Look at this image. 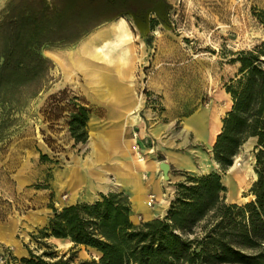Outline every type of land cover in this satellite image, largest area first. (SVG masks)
<instances>
[{"label":"rangeland","instance_id":"obj_1","mask_svg":"<svg viewBox=\"0 0 264 264\" xmlns=\"http://www.w3.org/2000/svg\"><path fill=\"white\" fill-rule=\"evenodd\" d=\"M155 1L147 10L120 13L91 32L125 19L128 39L122 43L115 37L104 43L105 52L117 50L115 57L95 59L83 54L81 44L91 33L75 45L43 49L44 55L53 58L52 53L66 51L80 55L84 62L94 60L95 67L110 75L114 96L111 101L93 100L79 64L74 66L77 84L66 81L64 71L56 64L41 84L42 91L24 99L17 126L0 144V236L9 243H0L1 264H21L31 252H55L74 264L99 258L95 250L76 245L70 238H56L49 230L51 219L65 207L93 204L112 193L97 189L99 198L88 199L100 173L88 160L92 131L102 138L97 139L95 160L110 170L115 169V160L130 164L138 172L136 180L146 199L150 201L151 195L155 198L149 211L164 204L165 214L148 220L143 211L134 209L131 193L121 192L131 202L130 219L137 226L163 219L177 199L179 185L187 183L190 176H202L172 162L168 171H163L161 164L168 161V156L187 162L190 168L199 166L200 159L209 165L210 173H218L226 187L222 193L225 204L242 206L247 203L243 197H249V202L255 200L251 189L258 179L257 139H250L251 146L244 144L235 156L242 158L239 169L231 170L232 166L222 170L214 159L212 114L216 106L226 105L225 94L233 99L230 90L239 89L240 81L245 80L242 58L264 48V23L260 18L264 0ZM7 2L0 0V13ZM121 50L131 55L124 67L126 76L119 72ZM38 86L29 92L33 95ZM81 106L89 110L85 142L77 141L70 129L73 112ZM197 113L205 115L202 139L193 131L187 135L182 132ZM138 155L144 158L145 166ZM245 163L252 166L257 178L251 173L242 183L240 176L248 173ZM73 192L77 193L74 202ZM163 199L168 202L163 203Z\"/></svg>","mask_w":264,"mask_h":264},{"label":"trees","instance_id":"obj_2","mask_svg":"<svg viewBox=\"0 0 264 264\" xmlns=\"http://www.w3.org/2000/svg\"><path fill=\"white\" fill-rule=\"evenodd\" d=\"M155 0H8L0 13V144L17 126L24 99L42 91L57 63L45 47L72 46L118 14L142 12ZM264 23V10L260 14ZM264 45V44H263ZM264 48L242 58L239 89L230 90L232 109L214 144L222 170L250 139H257L255 200L225 204L226 187L218 173L190 176L179 185L177 199L163 219L139 226L131 219V202L123 193L103 195L93 204L65 207L51 219L56 238L95 250L99 258L81 264H264ZM57 64V65H56ZM39 85L33 95L29 89ZM89 110L77 108L70 129L87 140ZM190 183V184H189ZM21 264H74L55 252L30 253Z\"/></svg>","mask_w":264,"mask_h":264},{"label":"bare ground","instance_id":"obj_3","mask_svg":"<svg viewBox=\"0 0 264 264\" xmlns=\"http://www.w3.org/2000/svg\"><path fill=\"white\" fill-rule=\"evenodd\" d=\"M128 36H129V33H128V30L126 27L125 19L119 18L117 21L112 23L110 28H101V29H98L95 32L91 33V35L88 37V39L83 41V43L81 44L80 50L82 51L83 54L93 55V57L95 59H98V58L102 59V58H104V56H108L109 58H112V56H114V57L117 56V50L116 49L114 50V48H113V50L110 49L107 52H105L104 51V43L107 42L108 40H111V38L113 39L115 37L119 38V40L122 41V43H123L128 39ZM52 55H54L55 58H53V57H51V58H53L55 60V62L58 64V66L64 71L66 81L74 82L75 84H77V82L75 80L74 66L76 64H79V66L84 71L85 76H86V81L88 82L89 96L93 100L98 101V102L103 101V100L111 101L113 99V96H114L113 93H114L115 89H114V84L112 82H110L111 77L106 72L95 67L94 66L95 65L94 60L88 59L84 62L83 59H80V55H77V54L70 55L66 51H62V52L58 51L56 53H52ZM118 57H119L120 62L122 63V66H120L119 72L121 74L123 73V75L126 76V73H125L126 69L124 67L128 65L129 61H131L130 60L131 55L128 54L127 50H125V51L121 50L118 53ZM128 76H130V75H128ZM225 96H226V105L216 106L213 110V114H212V144H215L218 135L222 133V129H223L222 118L231 109V107L233 105V100H232L231 96L229 94H225ZM172 124H173V122H172ZM190 131L195 132L198 138H200V139L204 138V134H205V115H204V113H197L190 120H188V122L186 123V125L182 129V132L187 135ZM99 138H101V134L98 133L97 131H92L90 138H89V141H88V145L91 148V156H89V158H88V160L90 161L89 163H90L91 167L96 168L100 172L97 184L95 186H91L90 190H91L92 194L88 195V199H90V200L98 199L99 198V195H98L99 191L104 192V193H106V192L120 193V192H123L124 190H127L129 188V183H127V181L120 176V173L117 170V168L114 167L115 168L114 170H110V169L106 168V166L103 167L100 163L97 162V160H95L94 157L97 154V148H96L97 139H99ZM104 140H105L106 144L109 142L107 138H105ZM251 143L248 142L245 144V146H247V148H249L251 146ZM200 154L203 157L205 156L204 153H202V152H200ZM168 157L170 159V156H168ZM138 161L141 163L145 162L144 158L141 155H138ZM241 161H242V158L240 156H238L235 159V162L233 165L234 167H232L233 169H231V170L239 169L241 167ZM245 162H247V161H245ZM115 163L118 164L119 166H121L125 170H131L130 166L127 165L126 163L122 162V161L118 160V161H115ZM145 165H146V163H143V166H145ZM244 168H247L248 173H245L244 175L240 176L239 179L242 183H245V181L248 177V174L252 173V175L254 177H256V175L253 174V171H252L253 168L251 165H247L245 163ZM191 170H193L194 172H197L199 170V167L193 165V166H191ZM112 173H113L114 177H111ZM251 182H253V181H251ZM65 186L62 185V187H65ZM246 186H248V185H246ZM97 189H98V192H97ZM170 189L173 193L174 192L173 187H170ZM242 191H244V189ZM76 194H77L76 192H73L72 200H71L72 202H74L76 200V196H77ZM238 194H239V192H238ZM137 198L139 200H143V202H145V203L148 202V205H150L149 200H147L146 198H144V199H141L139 197H137ZM243 198H244L245 202H249V197H243ZM253 198H254V196H253ZM162 202L167 203L168 200L163 199ZM145 217L147 219H149L150 215L146 214ZM39 222L40 221H38L37 223H39Z\"/></svg>","mask_w":264,"mask_h":264},{"label":"crops","instance_id":"obj_4","mask_svg":"<svg viewBox=\"0 0 264 264\" xmlns=\"http://www.w3.org/2000/svg\"><path fill=\"white\" fill-rule=\"evenodd\" d=\"M115 161H118V160H115ZM120 161H121V159H120ZM202 161L203 160L200 159V165L198 163L199 170L197 172H194L193 170H191L190 167L186 166L188 164L187 162L184 163L183 160L181 161V160H178V159H176L174 161L173 159H169V158H168V161L167 162H164L163 164H161V169L163 171H168V168H170L169 162H172V163L176 164L177 166L185 167L186 170H188L191 173H196V174H200V175H204V174L210 173L209 165H207V164L204 165L202 163ZM194 164H195V162H194ZM115 165H116L115 168H117V170L119 171L120 176L123 179H125L127 181V183H129V188L127 190H124L123 192H130L131 193L129 195H132L131 197H133V200L135 201V204H133L134 205V209H140L141 211H143L144 215H146V214L147 215H150V218L149 219H152L153 217H161V215L166 210V209L163 210L164 209L163 208V205L164 204L160 208H158L156 210L149 211L150 206L148 205V203L146 202L147 204H145V202H143V200H139L137 198V197H139L141 199L146 198L144 189L138 184V182L136 180L137 179V176L135 174L138 173V172H136V170H134V168L130 164H127V165L130 166V169L131 170H125L121 166H119L118 164H115ZM90 189H91V187H90ZM0 243L9 244L1 236H0ZM18 251H19V253H22L21 250H20V248L18 249Z\"/></svg>","mask_w":264,"mask_h":264},{"label":"built area","instance_id":"obj_5","mask_svg":"<svg viewBox=\"0 0 264 264\" xmlns=\"http://www.w3.org/2000/svg\"><path fill=\"white\" fill-rule=\"evenodd\" d=\"M154 196L153 195H151L150 196V201H149V204H150V206L152 205V203L154 202ZM1 259L3 260V257L1 256Z\"/></svg>","mask_w":264,"mask_h":264}]
</instances>
